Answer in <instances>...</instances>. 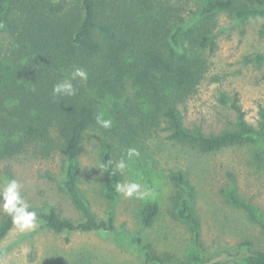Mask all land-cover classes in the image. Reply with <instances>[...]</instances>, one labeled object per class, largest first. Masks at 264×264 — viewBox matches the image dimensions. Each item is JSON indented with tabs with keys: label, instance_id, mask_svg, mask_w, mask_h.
Instances as JSON below:
<instances>
[{
	"label": "trees",
	"instance_id": "trees-1",
	"mask_svg": "<svg viewBox=\"0 0 264 264\" xmlns=\"http://www.w3.org/2000/svg\"><path fill=\"white\" fill-rule=\"evenodd\" d=\"M221 15L240 22L262 18L264 0H0V165L11 171L16 164L58 160V175L45 176L50 181L60 177L75 219L55 206L31 207L47 230L114 229L113 217L99 218L80 188L81 149L88 132L101 129L96 117L105 112L113 121L99 141V166L106 167L100 168L98 182L106 200L117 198L115 185L123 176L115 164L127 158L129 148L139 151L162 139L184 153L203 156L233 149L242 157L225 167L219 193L264 235L260 210L243 197L237 183L240 177H256L264 185V105H258L256 126L247 121L237 94L219 99L230 112L222 129L205 132L185 122L202 85L217 79L209 74ZM254 63L262 66L264 55ZM76 67L88 73L87 81H71L75 96L54 97V85L69 79ZM192 178L186 169L168 172L171 217L190 228L203 252L193 208L198 185ZM158 213L156 202L145 203L142 226L150 227ZM12 228L11 217L1 211L0 240ZM239 250L245 253L232 255V264H264V249L248 240ZM143 251L147 264H209L198 255L190 262H173L150 244Z\"/></svg>",
	"mask_w": 264,
	"mask_h": 264
},
{
	"label": "rangeland",
	"instance_id": "rangeland-1",
	"mask_svg": "<svg viewBox=\"0 0 264 264\" xmlns=\"http://www.w3.org/2000/svg\"><path fill=\"white\" fill-rule=\"evenodd\" d=\"M215 34L217 50L210 59L209 77L217 79L202 85L188 105L185 122L205 132L222 129L230 112L221 106L219 99L222 96L232 99L237 94L247 121L256 126L258 105H264V64L255 65L254 58L264 55V17L240 22L221 15ZM105 115L103 112V118ZM106 134L107 129L101 127L99 132L93 130L86 135L79 157L80 188L99 218L113 217V231L55 234L40 222L37 230L20 233L13 226L0 240V264H147L145 244L154 246L173 262H190V257L198 255L208 259L209 264H232V255L245 253L239 250L241 242L248 240L264 249L260 229L251 225L243 212L231 209L219 193L226 181L225 167L241 158L242 153L231 149L203 156L184 153L162 139L155 145L147 143L139 150L142 154L138 158L125 159L128 167L121 174L122 183H141L152 190V197L138 200L118 193L116 200L109 202L98 182L99 141ZM176 168L188 170L198 185L193 208L200 220L203 252L196 246L190 228L171 217L172 186L168 172ZM59 169L57 159L16 164L11 171L0 165V185L6 178H15L23 185L22 195L31 207L55 206L62 215L75 219L69 200L60 190V177L50 181L45 176L46 172L56 176ZM237 183L243 197L264 218L263 183L256 177L248 180L240 177ZM150 201L158 204L159 213L150 227H143L140 209Z\"/></svg>",
	"mask_w": 264,
	"mask_h": 264
},
{
	"label": "clouds",
	"instance_id": "clouds-1",
	"mask_svg": "<svg viewBox=\"0 0 264 264\" xmlns=\"http://www.w3.org/2000/svg\"><path fill=\"white\" fill-rule=\"evenodd\" d=\"M87 81L88 73L79 67H76L70 74L69 79L62 80L56 83L53 87L52 94L56 98L65 96H75L77 89L71 81L76 79ZM96 122L104 129H111L113 121L111 118H103V114L97 115ZM140 152L135 148L127 150V159L139 157ZM105 165H100L104 169ZM128 167L125 159H121L115 164V171L123 172ZM115 171L111 175H115ZM23 185L15 178H6L5 183L0 185V211L11 217L13 226L20 232L35 231L40 227L38 213L35 210H30L31 205L25 200L22 195ZM115 191L122 194L125 198L135 197L138 200L151 198L153 192L151 189L143 186L138 182L116 183Z\"/></svg>",
	"mask_w": 264,
	"mask_h": 264
}]
</instances>
